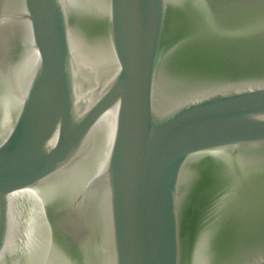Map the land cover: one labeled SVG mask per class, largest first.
I'll return each instance as SVG.
<instances>
[{
  "label": "water",
  "instance_id": "water-1",
  "mask_svg": "<svg viewBox=\"0 0 264 264\" xmlns=\"http://www.w3.org/2000/svg\"><path fill=\"white\" fill-rule=\"evenodd\" d=\"M0 264H264V0H0Z\"/></svg>",
  "mask_w": 264,
  "mask_h": 264
}]
</instances>
